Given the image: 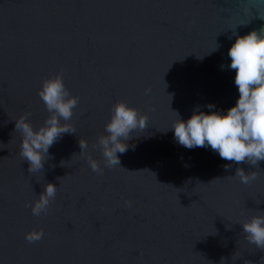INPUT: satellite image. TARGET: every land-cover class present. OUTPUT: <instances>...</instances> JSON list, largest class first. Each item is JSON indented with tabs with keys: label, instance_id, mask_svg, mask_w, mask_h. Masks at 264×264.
Returning a JSON list of instances; mask_svg holds the SVG:
<instances>
[{
	"label": "water",
	"instance_id": "1",
	"mask_svg": "<svg viewBox=\"0 0 264 264\" xmlns=\"http://www.w3.org/2000/svg\"><path fill=\"white\" fill-rule=\"evenodd\" d=\"M261 28L264 0H0V264H264L241 226L264 214V161L256 168L187 149L170 129L173 111L187 120L235 105L233 30ZM60 72L79 97L67 122L75 133L29 173L15 121L30 113L34 128L44 124L38 92ZM120 101L148 116L117 153L127 170L106 167L98 146ZM237 167L258 178L241 183ZM47 183L55 199L34 216L25 205ZM41 229V240L26 241Z\"/></svg>",
	"mask_w": 264,
	"mask_h": 264
},
{
	"label": "clouds",
	"instance_id": "2",
	"mask_svg": "<svg viewBox=\"0 0 264 264\" xmlns=\"http://www.w3.org/2000/svg\"><path fill=\"white\" fill-rule=\"evenodd\" d=\"M233 35L236 39L228 50L231 59L228 67L236 73L235 85L239 98L235 105L226 114L222 111L205 113L196 109L187 120L181 119L179 113L173 111L176 120L170 129L174 132L176 142L187 149L210 147L223 160L236 164L247 163L257 168L259 162L264 161V28L252 30L246 35H238L234 29ZM218 47L219 45L213 51ZM150 92L151 89H145V94ZM38 95L50 113L44 124L34 128L28 120L30 113H25L15 121V132H20L22 137L19 155L22 161L28 162L29 173L43 171L45 162L52 158L49 149L63 134L75 133V129L70 128L67 122L71 120L73 110L79 103V97L71 96L66 88L63 72L44 80ZM207 107L212 109L215 106L209 104ZM147 127L146 114H141L123 101L117 102L105 125L106 134L98 138L105 166L125 169L120 166L117 153H126L133 133ZM79 146V154L83 156L87 144L79 140ZM87 160L93 172L102 174L103 169L91 156ZM229 167L230 165H225V170ZM258 175L256 171L246 174L243 168L237 167L234 176L239 177L241 183L249 184ZM57 189L55 184L47 183L34 204L29 203L25 207H30L34 216L46 213L50 202L55 199ZM127 203L131 206V202ZM259 203L261 201L257 204ZM241 226L247 240L264 250V214L253 216ZM43 236V229L34 230L26 233L25 239L34 243Z\"/></svg>",
	"mask_w": 264,
	"mask_h": 264
}]
</instances>
